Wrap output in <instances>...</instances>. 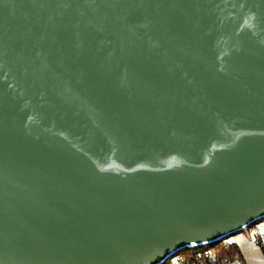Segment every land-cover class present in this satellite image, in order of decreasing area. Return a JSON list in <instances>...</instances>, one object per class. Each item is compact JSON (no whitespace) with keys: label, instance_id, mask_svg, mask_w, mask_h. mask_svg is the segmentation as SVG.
<instances>
[{"label":"water","instance_id":"95a60500","mask_svg":"<svg viewBox=\"0 0 264 264\" xmlns=\"http://www.w3.org/2000/svg\"><path fill=\"white\" fill-rule=\"evenodd\" d=\"M264 218V0H0V264H162Z\"/></svg>","mask_w":264,"mask_h":264},{"label":"built area","instance_id":"2783aa9c","mask_svg":"<svg viewBox=\"0 0 264 264\" xmlns=\"http://www.w3.org/2000/svg\"><path fill=\"white\" fill-rule=\"evenodd\" d=\"M243 232L253 233L259 249L264 256V220H259L250 227H247ZM225 247L228 244L225 243ZM168 264H247L240 253L229 252L225 253L220 250L207 248L196 252H177L168 259Z\"/></svg>","mask_w":264,"mask_h":264},{"label":"rangeland","instance_id":"374dc122","mask_svg":"<svg viewBox=\"0 0 264 264\" xmlns=\"http://www.w3.org/2000/svg\"><path fill=\"white\" fill-rule=\"evenodd\" d=\"M246 238H253V233L252 232L247 233V234L245 232L232 233L226 237L227 240L225 241V243L226 244H232V243L238 244L239 242H243L244 240L247 241ZM206 248L207 247H205V249ZM198 249H199V247L191 248V250H193L194 252L198 251ZM247 254H248V259H250L249 256H251V259H255L256 263H259L258 258L262 261L263 255L259 250H256V249L255 250H248ZM166 261L168 262V260H166ZM259 264H262V263L260 262Z\"/></svg>","mask_w":264,"mask_h":264},{"label":"crops","instance_id":"0c3cea01","mask_svg":"<svg viewBox=\"0 0 264 264\" xmlns=\"http://www.w3.org/2000/svg\"><path fill=\"white\" fill-rule=\"evenodd\" d=\"M246 239H247V241L244 240L243 242H239L237 244V247H238L240 255L244 258V260L246 261L247 264H259L260 262L262 264H264V256L263 257L261 256L262 257V261L258 258L259 263H256L255 259H251V256H249V258L251 260L248 259V254H247L248 250H255L256 249V250H259L260 252H261V250L259 249V247L257 245V242H256L254 237L253 238H246Z\"/></svg>","mask_w":264,"mask_h":264},{"label":"trees","instance_id":"16d2710c","mask_svg":"<svg viewBox=\"0 0 264 264\" xmlns=\"http://www.w3.org/2000/svg\"><path fill=\"white\" fill-rule=\"evenodd\" d=\"M263 220H264V218H263ZM227 239L226 238H224V239H222V241L221 242H216V243H210V244H207V245H204V246H200L199 247V249H198V251L199 250H203V249H205V247H207V248H212V249H217V250H220V252L221 253H225L226 252V250L228 249L229 250V252H236V253H239V250H238V247H237V244H235V243H232V244H228V246L227 247H225L224 245H225V241H226ZM206 248V249H207ZM178 252H184V253H188V252H194L193 250H191V248H185V249H183V250H180V251H178ZM162 264H168V262L166 261V262H164V263H162Z\"/></svg>","mask_w":264,"mask_h":264}]
</instances>
